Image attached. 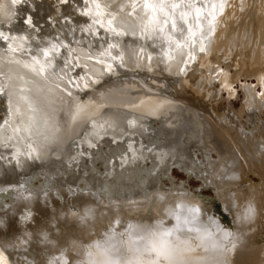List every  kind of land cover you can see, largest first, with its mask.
Here are the masks:
<instances>
[{
	"label": "bare ground",
	"instance_id": "obj_1",
	"mask_svg": "<svg viewBox=\"0 0 264 264\" xmlns=\"http://www.w3.org/2000/svg\"><path fill=\"white\" fill-rule=\"evenodd\" d=\"M122 1L108 0L110 3L107 4L105 0H93L90 6L85 0H63L60 4L65 14L84 17L88 14L105 31L114 30L126 36L133 52L130 54L132 69L137 73L125 71V67H120L121 62L106 58L100 66H93L102 71L105 79H98V76L86 85L68 84L74 96L78 95L68 119V127L73 124L74 127L66 129V134H59V116L52 110L54 123L47 129L48 136L32 151L24 150L22 140L12 141L19 132L18 119L25 121L23 129L40 124L38 113L30 111L34 99L29 91L38 95L48 76L53 73L66 76L70 66L67 60L61 59L63 50L54 44L46 41L42 45L36 40L30 44L21 39L19 32L25 31L24 28L10 25L8 30L16 37L8 39L9 34L3 37L8 48L0 45V53L6 55V59L0 61L5 79L3 86L0 85V149L11 143L14 148L11 157L17 165L7 158L0 163V207L5 208L4 216L0 217V264H264V121L246 114L250 128L242 129L238 120L246 108L241 106L231 114L229 111H212L205 92L197 90L199 82L194 83L201 68L212 73L219 67L217 50L229 43L228 32L232 31L230 27L226 28L233 24L248 0L245 3L243 0H212L209 9L211 23L216 22V29L208 52H205L206 41L187 40V31L169 37V31L175 30L174 17L150 4L149 0L131 10L128 2L121 6ZM251 1L248 6L255 3V0ZM35 4L39 13L46 10L52 15L53 6L47 0ZM238 7H241L240 12ZM262 16L254 15L251 21L250 16L249 20L247 16L243 17L248 20L246 23L252 22L249 25L254 29L262 31ZM47 30L44 26L41 34L46 35ZM177 44L186 48L185 59L189 64L185 72L180 71L182 91H174L172 84L164 82V89L154 93L156 90L152 87L155 91L151 92V83L145 82V76L162 75L164 70L167 73L175 70L174 74H179L178 69L171 70L170 67L180 59L175 49ZM228 46L230 49L231 45ZM172 49H175L173 59L165 66L163 57ZM28 50L31 54L22 57ZM78 52L82 53L79 49ZM263 53L264 42L263 49L252 51L249 61L243 53L240 58H235L232 53V74L224 70L215 77L221 89H228L237 75L254 76L261 93L257 95L251 88L252 102H261L264 106ZM130 75L133 78H128ZM118 78L140 88L138 97L130 100L123 96L128 92L126 87L124 90L113 89L116 95L112 103L105 98H95L94 87ZM88 91L93 93L92 96L85 94ZM104 103L158 118L171 110L181 109L188 124L185 142L180 143L179 149L166 151L161 144L165 140L162 135L153 136L145 130L149 136L141 139L124 129L121 133L103 130L100 119L104 111L101 115L98 112ZM5 105L11 107L10 113L6 112ZM134 118L133 115L129 119V126ZM82 127L85 132L80 140L73 142L72 138ZM144 127L147 128L146 123ZM60 135L72 141L67 150L73 156L65 163L61 160L62 165L49 159L50 165L39 169L37 164L50 156L42 148L47 149L46 145L53 144ZM193 150L199 153V159L194 157ZM210 150L214 153L213 158ZM81 157L87 162L83 169L77 164ZM172 165L186 176L199 178L205 188L211 186L213 197L206 199L188 191L182 183H173L169 175ZM248 173L258 175L260 182L253 185L245 181ZM32 212L39 216L33 218L34 223L30 220ZM29 220L33 224H27Z\"/></svg>",
	"mask_w": 264,
	"mask_h": 264
},
{
	"label": "rangeland",
	"instance_id": "obj_2",
	"mask_svg": "<svg viewBox=\"0 0 264 264\" xmlns=\"http://www.w3.org/2000/svg\"><path fill=\"white\" fill-rule=\"evenodd\" d=\"M18 1L20 2V4ZM36 1H39V0H0V16H6V17H0V45L5 46V47L7 46V48H8V45H6L5 38H3L7 34H9L7 36L8 39H10L12 37H16L15 34H11V31L8 30L10 25L24 28L25 31L19 32V37L21 39L27 40L30 44H33L34 40H36L38 43H40L42 45L44 43H46V41H48V42L52 43V45L54 44L55 47H58V49L61 48V50H63L61 52L62 53L61 59L63 61H65V60L68 61L69 66H70V72H68V75H66V76L64 74H61V73H53L52 75L48 76L46 83L42 86V91L38 92V95L33 94L34 93L33 91H29L30 97H33V99H34L33 100L34 105L30 109V111H32L33 113L34 112L38 113L40 124H39V126L37 125L36 127H35V125H33V126H30L29 129H23L21 127H22V125L25 124V121L18 119L17 124L20 127L19 132L16 135V138H14L12 140L13 143H16V142L18 143L19 140H22V144L24 145V150H27V151H29V150L32 151L36 147L39 148L42 145V143L46 140V138L48 136V130L47 129H49V127H51L52 122H53L52 119H54L52 117V115H53L52 110H53V112H56V114H58L59 119H60V120L59 119L57 120V125H58L57 131L59 134H61L63 132H65L64 134H66L67 133L66 129H70V128L74 127L73 122H71V124H73V125H70V127H68V125H69L68 119H70V113H71L73 104H75V100H76L75 98H77L78 95L75 94V96H74V94L71 92V89H70L68 84H70V85H74V84L86 85L87 83H89V81L94 80V78H97L98 76H99L98 79H101L102 77H103L102 79H105L102 71H100L98 69L96 70V68H93V66L94 67L100 66L101 63L106 58H109L111 60H116L119 63L121 62L120 67L123 66V67H121L122 69L125 67L123 70L128 71V72L132 71V74H134V75H135V73H137L132 69L133 68V64H132L133 58L130 57V54H132L133 52L130 50V47H131V45L129 44L130 40L126 36L120 34L117 31H114V30L105 31L101 24L97 23L96 21H93L91 19L92 17H89V15L86 13H85L86 17H84L83 15L76 16V15H68V14L63 13L61 6H60V4L63 2V0H47L53 6L52 15H48L46 10L39 13V8L37 7V4H35ZM109 1H112V0H109ZM113 1H115V0H113ZM243 1L245 3L247 0H243ZM249 1H251V0H248L247 3H249ZM257 1H259V0H255V3H252V5L250 4L249 6L247 3L243 4L242 8L240 7L241 12L239 10L240 8L238 7L240 15H238L236 17V20L233 22V24H232L233 27L231 25V26H228L226 28L228 30V28L230 27L229 30L230 29L232 30L231 32H228V37H227L229 39L227 42H229L228 44L231 45L232 49L231 48L229 49L228 44H226V46H222L221 48H219V50H217V57L220 56V57H218L219 58L218 60L220 63V64L218 63L219 70H217L218 69L217 68L216 71L210 73L209 71L205 70L204 68H201L200 73L197 74L198 76H196V79L194 80L195 81L194 83L199 82L198 83L199 89H197V90H202L207 95L206 98L209 101V104H210L212 111H216L217 113H224L225 111H229V113L231 114L233 111L237 112L241 108V106L246 108L245 109L246 113L244 112L240 116L241 117L240 120H238L239 122H241L239 124H240L241 128L243 127L242 129H244V130H247L250 128L249 123L246 122V120H245L246 114H253L254 116H256L259 119L264 121V106L262 105L263 103L261 104V102H260V103L256 104L255 102L254 103L252 102L253 101V98H252L253 92H252L251 88H254V93L259 95L261 93L260 86L256 83L254 76L240 75V77H239V75H237L236 79H233L234 81L233 80L231 81V83H230L231 85L228 86V89L223 88L225 90L224 91L221 89L220 84H219L218 80H216L215 77L218 75V73H220L221 71H224V70H226L228 72V74H232V71H233V68H232L233 65L232 64L233 63L231 61H233V59H232L233 55L236 56L235 58H240L244 54V57L247 58V60L249 61V60H251L252 51L257 50L259 52L261 49H263L264 30L259 31L258 29L257 30L254 29V27L252 25H249V24H252V22L250 23V21L252 20V17H254V15H258V14L260 16L263 15L262 20L264 21V13H263L264 12V3H263L264 0H260L262 3L260 1L259 2H257ZM85 2H86V4L92 6L91 3L93 2V0H85ZM105 2L107 4L110 3V2H108V0L107 1L105 0ZM127 2H128V4H127ZM143 2H144V0H123L122 3L120 2V4H121V6L122 5L124 6V4H127L129 9L131 10L133 8V6L140 5ZM148 2H150V4H153V5L155 4L156 7L161 8L163 11L167 12L168 15L170 14L171 16L174 17V19H175V23H174L175 30L171 29L169 31V35H168L169 37L178 36V35L182 34L183 31H187V36H188L187 40L191 41V39H193V40L194 39H198V40L204 39L207 42V43L205 42V44L208 47V48H206L205 52L209 51L208 49L211 47L210 45L213 42V35H214L213 33L215 32V29H216L215 28L216 22L211 23V11L209 9V6H210V3L212 2V0H149ZM251 2H254V0ZM257 5H259L258 6L259 8L257 7ZM243 7H245L246 9ZM260 7H262V8H260ZM252 8H253V10H252ZM247 9H250V11L248 12ZM258 10L261 11V13H259ZM246 12H248V14H246ZM252 14H254V15H252ZM241 15H243V16L245 15V17L247 16L246 18L248 20H249V16H250L251 19L249 22H247L248 24L246 23L247 19H245V17H243ZM7 17H8V22H5V19ZM34 19L38 20L39 23L38 22L35 23ZM188 19L190 22L188 21ZM237 21H238V23H237ZM201 22L203 24H201ZM59 25H61V26H59ZM44 26L48 27L46 35L41 34V31L44 28ZM59 27H60V29H59ZM258 31H259V33H258ZM248 32H250V33H248ZM235 33H236V35H235ZM250 35H251V37H250ZM248 37H250V38H248ZM254 38H255V40H254ZM83 39H85V40H83ZM81 40H83V41H81ZM66 43L67 44L69 43V46H67ZM258 43H260V44H258ZM259 45H262V46H259ZM170 46L173 47L174 45H170ZM66 47H68V48L70 47V49H68ZM77 48L79 50H81L82 53H79ZM258 48H259V50H258ZM175 49L178 50V54H180L179 55L180 59L175 61V64H173L170 67H171V70L175 69V68L178 69L179 74L181 76L179 77V74L178 75L174 74L175 70L173 73H172L173 70L169 73L165 72L166 70H164V73L162 75H147V77L145 76V82L148 85L151 83L149 85L150 86L149 89H151V92L152 91L154 92L156 90L154 93H157V92H159V90L164 89V84H163L164 82H169L170 84H172V86L174 87V88L172 87L174 89V91H177V92L182 91V89H183V88H181L182 87V85H181L182 84L181 83L182 73H183V71L184 72L186 71V66L188 69L189 64H187L188 61L186 62V59H185L186 48L183 49V47L180 44H177ZM174 50L172 49L171 53L164 55L163 64H165V63L168 64L170 61H172V59H173L172 57L174 56V53H173ZM229 50L231 52L234 50L232 52L233 55H232V53L230 54ZM106 51H107V53H106ZM130 51H131V53H130ZM228 51H229V53H228ZM72 52H73V54H72ZM93 52L94 53L97 52V54H93ZM234 53H236V54H234ZM28 54H31V50L30 51L28 50V53L21 55V56L27 58L26 55H28ZM1 55H4V54L0 53V56ZM80 55H81V57H80ZM5 56L6 55L1 56L0 61H3L4 59H6ZM69 56L73 57V59ZM99 56H100V58H99ZM105 56H107V57H105ZM167 56L168 57L170 56V57L168 58ZM224 57H225V59H224ZM181 58H182V60H181ZM73 60H74V62H73ZM80 61H81V63H80ZM141 61L144 62V60L142 58H141ZM165 61H167V62H165ZM221 61H222V63H221ZM77 62H78V64H77ZM119 63L117 64L118 66H119ZM1 64H2V62L0 63V85L3 86V84L5 83V81H4L5 79H4V71L1 68V66H2ZM166 64H165V66H166ZM262 64L264 65V62ZM77 65H79V66H77ZM130 65H131V67H130ZM181 67L185 68V69H181ZM83 71H84V73H83ZM166 74L168 75V77H166ZM163 75H164V77H163ZM209 75H211V76H209ZM79 76H81V77H79ZM207 76H209V77H207ZM1 77H3V78H1ZM128 78H133V77L130 75ZM201 78H202V81L199 80ZM152 79H156V80L154 81ZM166 79H169V80H166ZM75 81H77V82H75ZM173 82H174V84H173ZM130 83L131 82H125L124 78H122V79L118 78V79L111 80L110 82L105 84L106 86L105 85L104 86L103 85L96 86L94 88L97 92V93H95V95L97 94V97L95 96V98H98V99L99 98L100 99L105 98V99H107L106 101L112 103L115 101L114 95H116V93H113V89L114 90L115 89L124 90L127 87L126 90L128 92H125V94H123V96L130 97L129 98L130 100L135 99L139 95V89L140 88H136L137 86L135 87L134 85H131L133 83H131V84ZM152 84L155 86H153ZM175 84H176V86H175ZM152 87H154L155 90ZM176 88H178V89H176ZM98 93H100V94L98 95ZM228 93H230L231 96ZM85 94L92 96L93 93L92 92L90 93L88 91ZM101 94H103V95H101ZM69 95H71V96H69ZM153 95H161V94H153ZM98 96H101V97H98ZM166 97H168V96H166ZM254 99H256V98H254ZM177 100L178 99H176V101ZM173 103H175L176 106H178V105L180 107L182 106V104H180L178 102L177 103L173 102ZM103 105H102V108L103 107H106V108H103V109L101 108V111L98 112V113H100V115L102 114L103 111L105 112V113L103 112L104 115L100 119V121L101 120L103 121L102 122L103 130L105 129L107 131L109 130L111 132L121 133L122 130L124 129L125 131L127 130V132L130 131L132 134L140 137L141 139H144V138L146 139L147 136H149L148 135L149 133H146V131L147 132L150 131V133H152L153 136L162 135L161 138H164L165 140H163L164 143L161 142V144H162V146H164L166 148V151H168L169 149L172 151H173V149H179L180 148L179 146H181V144L183 142H185L184 141V139H186L185 135L188 134V132L185 131V128H187L188 124L186 122V114L181 109H179L177 111L171 110V111L167 112V114H165L164 116H161L158 118L156 116H152V115L146 114L144 112H140V111L129 112L127 109L123 110L119 106H117L119 108H115L112 105H107L106 103H104ZM114 106H115V104H114ZM4 108L6 109V112L10 113L11 107L9 105H5ZM257 108H259L260 110L258 111ZM258 113H260V114H258ZM100 115H99V117H100ZM129 115H131V116H129ZM133 115L135 117L133 124H131L129 126L128 125L129 119L131 117H133ZM145 123L147 125L146 129L144 127ZM86 124L87 123H85V125ZM148 125H151V126L149 127ZM87 126L89 127V124H87ZM131 126H133V127H131ZM45 131H47V132H45ZM84 132H85L84 127H82L81 130L78 131L76 135H74V137L72 138V141L74 142V141H78V139L80 140V136ZM21 135H23V136H21ZM181 137H183V140H181L182 139ZM69 140L68 139L66 140L65 137H63V136L61 137V135H60L59 138L57 139V141H53V144L51 142V143H48L46 145V146H48L47 149L42 148L43 151L46 150L47 155L50 154V156L44 157V158L42 157L43 163L40 162L42 164H37L38 167H40L39 169H41V167H43V165H46V166L50 165L49 159H51V161L54 160L55 163H59V165H62L63 163H65L67 158L70 159L73 156V154L69 153L67 150L70 147V145L72 144V141L71 140L69 141ZM62 142H64L63 145L61 144ZM6 146H7L6 148L2 147V149H0V163L1 164H2V160H4L5 158L12 160L11 156H12V153H14V148L11 145V143L7 144ZM62 148H65L66 150H64ZM59 149H61V150H59ZM63 151L65 153H63ZM60 153H62V154H60ZM193 153H194L195 158H197V159L200 158V155L196 150H193ZM209 154H210L211 158L214 157V153L212 150H210ZM65 155L68 157H66ZM54 156L58 157V160H56L57 158H55ZM60 157H61V159H60ZM63 157L64 158L66 157V158L64 159ZM61 160H64V162ZM78 160H77V164H78L79 168L83 169L84 164L86 165L87 162L84 160L83 157L79 158ZM59 161H61V162H59ZM12 162L14 164L16 163V161H13V160H12ZM45 162H47L48 164H46ZM16 165H17V163H16ZM16 165H14V167ZM169 175L171 176V178H173V183H175V184L182 183L184 188H186L190 192L198 193L200 196H202L206 199H209V198L213 197V195H214L213 189L211 186H206V188H205V186L202 185L199 178H198L199 179L198 180L197 177H195L193 175L186 176V174L182 170H180L179 168L175 167V165L171 166V168L169 170ZM246 177L247 178H245V181L247 180V182L249 181L253 185L254 184L257 185L260 182V177L256 174L252 175V173H248ZM162 182L166 183V180L163 179ZM4 211H5V208L0 207V217L4 216L3 215L5 213ZM34 217L36 219L39 216L37 213L32 212L30 220H32L33 223H34V220H33ZM30 220L27 222V224H33Z\"/></svg>",
	"mask_w": 264,
	"mask_h": 264
},
{
	"label": "water",
	"instance_id": "obj_3",
	"mask_svg": "<svg viewBox=\"0 0 264 264\" xmlns=\"http://www.w3.org/2000/svg\"><path fill=\"white\" fill-rule=\"evenodd\" d=\"M221 217H226V216H225V215H221ZM226 221H227V220L224 219V222H225V223H227Z\"/></svg>",
	"mask_w": 264,
	"mask_h": 264
}]
</instances>
